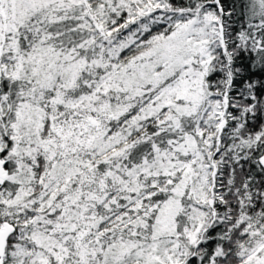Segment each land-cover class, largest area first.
<instances>
[{
    "label": "snow or ice",
    "instance_id": "snow-or-ice-1",
    "mask_svg": "<svg viewBox=\"0 0 264 264\" xmlns=\"http://www.w3.org/2000/svg\"><path fill=\"white\" fill-rule=\"evenodd\" d=\"M0 264H264V0H0Z\"/></svg>",
    "mask_w": 264,
    "mask_h": 264
}]
</instances>
